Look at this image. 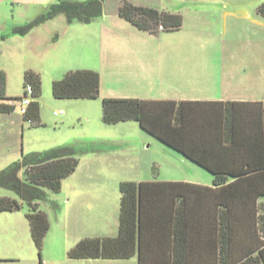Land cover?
<instances>
[{"label": "rangeland", "instance_id": "obj_1", "mask_svg": "<svg viewBox=\"0 0 264 264\" xmlns=\"http://www.w3.org/2000/svg\"><path fill=\"white\" fill-rule=\"evenodd\" d=\"M49 1L55 4L64 0ZM123 1L103 0L99 15L71 21L65 12H53L52 4L42 7L0 0V72L5 78L0 104L15 107L9 113H0V171L22 155L72 147L79 158V170L96 167L109 174L107 195L102 202H94L92 210L85 200L79 204L70 200L71 175L64 179L59 192L43 188L37 201L47 213L50 226L40 256L26 218L27 202L0 186V197L22 203L20 210L0 211V256L14 257L1 259L0 264H137L134 256L85 259L71 258L68 252L79 240L106 232L100 221L90 218L92 212L103 207L107 226L113 224L115 216L119 219V179L210 176L188 159L181 162L179 153L137 122L104 123L103 97H54L52 82L68 71H98L102 93L108 97L142 98L176 92V82L181 84L178 86H182L183 94L198 95L209 82L218 81L213 77L221 69L227 92L264 97V19L254 20L256 8L249 16L240 11L231 17L224 15L216 0H126L182 16L178 30L152 33L119 16ZM263 1L258 0V4ZM226 17L233 19L229 25L236 28L224 34ZM32 22L25 32L16 30ZM27 70L41 79L39 124H30L20 111Z\"/></svg>", "mask_w": 264, "mask_h": 264}, {"label": "trees", "instance_id": "obj_2", "mask_svg": "<svg viewBox=\"0 0 264 264\" xmlns=\"http://www.w3.org/2000/svg\"><path fill=\"white\" fill-rule=\"evenodd\" d=\"M103 0L69 1L53 3L52 11H63L69 20L76 18L90 20L101 13ZM119 16L139 29L149 32L178 30L182 16L158 9L136 5L124 0L119 6ZM256 13L264 19V1L256 6ZM84 16V17H83ZM38 22V20L34 21ZM32 23L17 28L25 32ZM159 27V29H158ZM32 85V100L23 119L30 124L40 123L41 79L37 73L27 70L24 73V86ZM101 77L93 69L68 71L59 80L52 82V93L56 98H98L100 97ZM5 91L4 74L0 72V95ZM25 93V92H24ZM25 95V94H24ZM261 102L246 101H207L143 99L135 97H103L102 120L106 124L135 121L140 128L153 135L171 150L188 158L212 174L213 184H225L231 177L232 183L244 179L242 174L222 168L211 155L213 139L221 135L234 134L236 120L255 121V128L262 134L264 128V107L258 110L242 107L245 104ZM15 109L13 104H0V113ZM263 125V126H262ZM255 133V132H254ZM72 147L50 148L43 152H32L8 165L0 171V186L9 189L27 202L26 218L31 238L40 256L43 239L49 229L47 213L39 208L37 201L44 193L43 188L59 192L63 180L78 167L79 158ZM23 174V178L20 174ZM163 183L152 181H121L119 183L120 207L119 225L116 236L85 237L72 247L71 258L85 259H127L137 257V264H196L198 241L192 227L197 216L196 210L179 209L174 213V229L170 245L166 239L159 242L161 253L153 251L146 241V228L142 194L149 184ZM181 187L194 185L178 182ZM22 203L14 198L0 197V211H16ZM261 208V207H260ZM264 211V205L262 206ZM229 210L226 211L228 213ZM257 207L253 209L256 215ZM224 214V213H223ZM163 216V215H159ZM227 218L222 217L220 229V258L217 264H264V213H259L253 222L254 233L250 238L252 246L247 254L234 259L230 256L233 242ZM161 226V225H160ZM196 233V231H195ZM165 235V234H164ZM163 235V237H165ZM148 242V243H146ZM164 246V247H163Z\"/></svg>", "mask_w": 264, "mask_h": 264}, {"label": "crops", "instance_id": "obj_3", "mask_svg": "<svg viewBox=\"0 0 264 264\" xmlns=\"http://www.w3.org/2000/svg\"><path fill=\"white\" fill-rule=\"evenodd\" d=\"M18 4H33L36 6H44L45 4H53L48 0H14ZM218 6L224 15L231 17L236 16L237 12L246 13L249 16L254 12L258 5V0H216ZM257 14V13H256ZM263 19L259 15H255L254 20L260 21ZM232 18H227L224 21L223 33L231 32L236 28V25H229ZM233 27V29H232ZM230 35L234 33H229ZM223 71L219 69L217 82L211 83L201 88V93L198 95L183 94L182 86L179 82L174 84L176 92L169 93L165 97H153L152 95L142 97L143 99H173V100H207V101H246V102H261L260 104H245L242 107L258 110L264 107V97L256 96H238L236 93L227 92L224 88ZM213 89H210V87ZM227 92V93H226ZM100 96L108 97L102 93L100 86ZM135 97V96H133ZM141 98V97H135ZM252 120H236V132L229 135H221L213 139L211 144V155L217 164L222 168L232 170L234 174H242L244 179L239 182L232 183V177L221 185L213 184V177L206 174H200L199 179H181L173 176L157 177L156 179H147L142 181L156 180L163 183L149 184L144 189L142 201L144 205L146 241L153 251L161 253L159 248L162 247L159 242L164 238L167 244L170 245L172 240V232L174 229V213L183 208H188L197 211V216L191 221H195L192 227L194 236H196L198 245L196 247L197 262L196 264H217L220 258V229L222 217L227 218L228 226L232 229V244H230V256L234 259L247 254L252 247L250 238L253 237L254 228L253 222L259 213H264L262 206L264 205V135L259 134ZM263 126V125H262ZM264 134V128L261 129ZM255 132V133H254ZM177 153V152H176ZM180 155V161L184 163V156ZM189 160V159H188ZM191 161V160H190ZM194 163V162H193ZM196 164V163H195ZM197 165V164H196ZM201 167V166H200ZM203 168V167H202ZM107 170L102 168L91 167L87 169H77L71 174L72 191L71 201L81 200L88 203V207L92 208L94 202H99L106 197L107 193ZM115 179V178H114ZM118 180V179H117ZM115 179V182L117 181ZM64 181V180H63ZM105 181V182H104ZM134 181V180H120ZM183 182L194 185V187L185 185L181 187L177 184ZM63 185V183H62ZM62 188V187H61ZM88 192L89 195H88ZM101 193V196L100 194ZM92 194V195H91ZM120 201V200H119ZM82 205V204H80ZM257 207L256 215L253 214V209ZM261 207V208H260ZM20 210V209H19ZM228 213H226V211ZM104 209H98L90 214V218L100 221L102 228L106 229L105 233H97L99 237L116 236L118 231L119 219L113 218V224L107 226L105 219L108 218L104 214ZM87 212V211H86ZM85 212V213H86ZM224 213V214H223ZM163 215V216H159ZM119 218V214H118ZM115 223V224H114ZM113 225V228H112ZM161 225V226H160ZM103 230V229H102ZM196 231V233H195ZM165 234V235H164ZM163 235L165 237H163ZM146 242V243H148ZM164 247V246H163ZM136 257V256H134ZM14 258L8 256H0L1 259ZM217 262V263H216ZM33 264V263H30ZM195 264V263H194Z\"/></svg>", "mask_w": 264, "mask_h": 264}, {"label": "built area", "instance_id": "obj_4", "mask_svg": "<svg viewBox=\"0 0 264 264\" xmlns=\"http://www.w3.org/2000/svg\"><path fill=\"white\" fill-rule=\"evenodd\" d=\"M32 92H33L32 85L27 83L25 85V95H24V97L22 99L21 108H20V111H21L22 114H24L26 112L28 105L31 103Z\"/></svg>", "mask_w": 264, "mask_h": 264}]
</instances>
